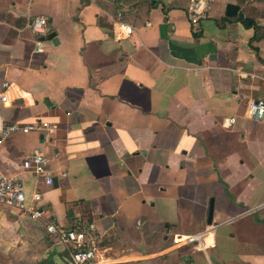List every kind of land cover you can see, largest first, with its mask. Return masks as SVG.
<instances>
[{"label": "crops", "instance_id": "obj_1", "mask_svg": "<svg viewBox=\"0 0 264 264\" xmlns=\"http://www.w3.org/2000/svg\"><path fill=\"white\" fill-rule=\"evenodd\" d=\"M156 1L0 0V132L51 128L9 137L0 173L19 175L29 200L40 192L61 226H95L96 264H264V119L248 115L264 97V39L257 54L255 30L224 19L229 3H263L213 0L193 26L189 0ZM34 17L55 35L35 37ZM119 21L131 36L116 38ZM35 150L52 186L21 167ZM199 233L203 245H173ZM71 263L42 222L0 205V264Z\"/></svg>", "mask_w": 264, "mask_h": 264}, {"label": "built area", "instance_id": "obj_2", "mask_svg": "<svg viewBox=\"0 0 264 264\" xmlns=\"http://www.w3.org/2000/svg\"><path fill=\"white\" fill-rule=\"evenodd\" d=\"M212 1L189 0L187 16L193 26H198L201 20L208 17ZM48 24L47 17H34L29 21L28 28L35 37L41 38L48 35ZM117 24L121 29V32L116 36L117 39L132 35L134 29L131 26L121 21ZM10 87L11 84L6 83L4 89L0 90V99L4 103L8 101L7 93ZM248 115L255 121L264 119V97L248 104ZM232 122L234 119L230 120L229 125ZM48 129L51 131L50 125L45 122H36L31 125L8 124L0 132V148L13 134L43 132ZM21 167L24 171L31 172L42 179L47 185L52 186L54 184V177L48 168V160L40 150H35L27 156ZM63 176H66V173ZM42 201L40 192L33 193L30 200L27 198L24 182L19 175L7 176L0 173V205L27 212L32 219L42 222L49 236L54 238L69 253L72 264H96L95 259L100 237L95 226L78 221L72 227H63L54 218L47 205L42 204ZM203 241L204 233L175 235L173 237L174 246L203 245Z\"/></svg>", "mask_w": 264, "mask_h": 264}, {"label": "trees", "instance_id": "obj_3", "mask_svg": "<svg viewBox=\"0 0 264 264\" xmlns=\"http://www.w3.org/2000/svg\"><path fill=\"white\" fill-rule=\"evenodd\" d=\"M117 7L122 8L124 6L133 8L141 3H146L148 4L150 7L154 8L157 7L159 2H157L156 0H111ZM257 3L260 4H264L263 0H256ZM262 4V5H263ZM188 8V7H187ZM166 11V9H165ZM243 12L245 14V16L251 17L254 19V21L251 24L246 23L245 21L241 20L240 18H228L225 17V21L229 20H239L241 21L247 28H253L255 30V34L251 39V48L257 52V54L259 53L258 49H256L253 44L256 42L261 41L262 39H264V26L260 25L257 23V18H264V5L262 7L261 10L257 9V8H252V7H243ZM264 62V61H263ZM72 264V263H71Z\"/></svg>", "mask_w": 264, "mask_h": 264}, {"label": "water", "instance_id": "obj_4", "mask_svg": "<svg viewBox=\"0 0 264 264\" xmlns=\"http://www.w3.org/2000/svg\"><path fill=\"white\" fill-rule=\"evenodd\" d=\"M226 16L230 18L239 17L241 20L245 21L248 24H251L254 19L248 16L241 11V7L239 5L229 3L226 7ZM55 33H51L48 36L42 37L41 39L44 41L47 38H52ZM213 212H214V201L211 200L209 204V216H208V224L212 225L213 223Z\"/></svg>", "mask_w": 264, "mask_h": 264}, {"label": "rangeland", "instance_id": "obj_5", "mask_svg": "<svg viewBox=\"0 0 264 264\" xmlns=\"http://www.w3.org/2000/svg\"><path fill=\"white\" fill-rule=\"evenodd\" d=\"M262 7H263V5H262ZM262 216L264 217V210L261 211L260 213H258L257 215H254V217L256 218V220H257V218H260ZM28 225L29 226L31 225V227H33L35 230L38 229L39 232H40V226H37L36 227L35 224H31V223H28ZM38 230H36V231L38 232ZM7 252L10 253L11 255H14L15 254V251L14 250L7 251ZM114 255H117V254H114ZM38 257H39L38 259H43L41 261H46L45 258L47 256L44 255L43 253H39V256ZM162 262L165 263V264H170L171 261H152V262H149L148 264H163ZM212 262H214L213 264H220L218 261H212ZM196 264H210V263H209V261H196Z\"/></svg>", "mask_w": 264, "mask_h": 264}]
</instances>
